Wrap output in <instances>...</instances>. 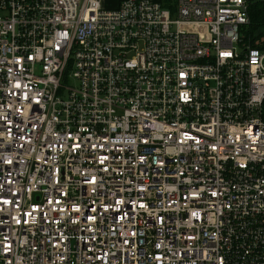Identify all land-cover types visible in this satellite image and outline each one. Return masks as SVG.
<instances>
[{
  "label": "built area",
  "instance_id": "built-area-1",
  "mask_svg": "<svg viewBox=\"0 0 264 264\" xmlns=\"http://www.w3.org/2000/svg\"><path fill=\"white\" fill-rule=\"evenodd\" d=\"M254 1L0 0V264H264Z\"/></svg>",
  "mask_w": 264,
  "mask_h": 264
},
{
  "label": "trees",
  "instance_id": "trees-1",
  "mask_svg": "<svg viewBox=\"0 0 264 264\" xmlns=\"http://www.w3.org/2000/svg\"><path fill=\"white\" fill-rule=\"evenodd\" d=\"M171 0H161L168 7ZM249 24L243 30L244 41L252 46L264 48V1H254L248 7Z\"/></svg>",
  "mask_w": 264,
  "mask_h": 264
},
{
  "label": "rangeland",
  "instance_id": "rangeland-1",
  "mask_svg": "<svg viewBox=\"0 0 264 264\" xmlns=\"http://www.w3.org/2000/svg\"><path fill=\"white\" fill-rule=\"evenodd\" d=\"M118 2H119V0H103V5H105L106 7H115ZM173 17H175V16H173Z\"/></svg>",
  "mask_w": 264,
  "mask_h": 264
}]
</instances>
